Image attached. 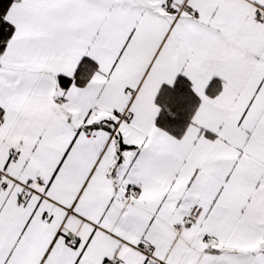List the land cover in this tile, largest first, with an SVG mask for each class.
I'll use <instances>...</instances> for the list:
<instances>
[{
  "label": "snow or ice",
  "instance_id": "obj_1",
  "mask_svg": "<svg viewBox=\"0 0 264 264\" xmlns=\"http://www.w3.org/2000/svg\"><path fill=\"white\" fill-rule=\"evenodd\" d=\"M0 264H264V0H0Z\"/></svg>",
  "mask_w": 264,
  "mask_h": 264
}]
</instances>
